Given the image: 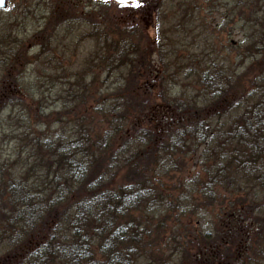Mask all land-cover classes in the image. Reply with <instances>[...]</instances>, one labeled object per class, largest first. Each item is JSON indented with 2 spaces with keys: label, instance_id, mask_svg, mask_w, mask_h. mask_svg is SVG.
Segmentation results:
<instances>
[{
  "label": "trees",
  "instance_id": "16d2710c",
  "mask_svg": "<svg viewBox=\"0 0 264 264\" xmlns=\"http://www.w3.org/2000/svg\"><path fill=\"white\" fill-rule=\"evenodd\" d=\"M32 1L0 28V137L25 125L29 99L51 100L59 128L28 140L29 163L17 144L4 154L0 148V264H264V56L240 72L213 63L169 73L152 61L156 43L119 32L124 44L116 51L115 37L99 25L96 33L109 41L98 68H52L57 41L50 38L72 17L53 9L49 23L35 28L46 1ZM162 3L132 6L160 20ZM213 6L228 23L259 34L255 47L264 51V0ZM107 18L109 31L119 27ZM28 24L32 35L20 37ZM33 41L41 45L32 58L51 68H24L33 63ZM94 71L111 82L94 88L96 79H86ZM88 104L105 119L104 134L80 116ZM166 181H174L171 189ZM186 184L188 194H179ZM226 188L229 201L220 193ZM244 190L252 201L242 210ZM208 208L219 212L213 229L199 230L190 222Z\"/></svg>",
  "mask_w": 264,
  "mask_h": 264
},
{
  "label": "rangeland",
  "instance_id": "374dc122",
  "mask_svg": "<svg viewBox=\"0 0 264 264\" xmlns=\"http://www.w3.org/2000/svg\"><path fill=\"white\" fill-rule=\"evenodd\" d=\"M45 1V4L41 3V9L38 6L34 15L36 19L32 20L35 28L41 29L43 24H48L49 15L55 9L66 10L72 17L67 30H62L60 37H56L55 34L50 38V40L57 41L53 53H51L57 59L52 68H74L75 73H80L84 68H98L96 61L104 56L102 46L105 47L106 41H109L100 38L99 34L96 33V29L101 28L99 25H102V31L111 32L112 36L115 37L117 41L116 51H120L124 44L121 41V36L125 39L127 35L137 38L139 37L137 34L140 33L147 40H151L152 44L156 43L157 48L154 51L152 61L156 68H167L169 73L180 71L181 68H213V63L215 66L221 65L240 72L244 68H255L251 65L254 58L260 59L264 56V51H257L255 47L256 44L261 43L259 34H256L249 27L242 29L236 20L228 23L227 18L222 16L223 9L216 11L213 0H163V7L159 11L160 20L156 14L149 15V12L145 10L139 12L144 5L141 7L139 5L132 6L138 0L132 4H117L111 0ZM23 3L30 5L34 2L32 0H6L5 11L0 9V28L5 23L10 22V19L20 17L19 6ZM107 16H112L116 21H119L117 29L109 31L113 25L108 23L109 18ZM20 28L25 32L23 25ZM26 29L28 34L20 37L27 39L32 35L34 29L29 24ZM119 32L121 36H118ZM34 44L33 41L27 45L28 57L32 59L33 63L27 67L24 66V68H43L42 65L45 68H51L43 64V61H34L32 57L39 51L38 46L41 43H38V46ZM144 46H149L148 42ZM246 78H250V76L247 74ZM86 79H96L93 82L94 88H97L100 83L103 85L104 82H111L110 79L104 80V74L98 77L95 71L92 77L89 74ZM193 88L195 89V87ZM21 95L25 98L24 93L21 92ZM155 95H159V92L155 91ZM36 102L29 99L25 103L27 110L23 112L24 114L21 113L25 115V125H11L12 130L17 131L16 136L5 133L3 140L0 137L2 154L6 153L8 148L12 150L13 146L17 144L16 149L19 150L17 155H20V160H28L29 163L31 162L29 151L33 147L31 144L28 145V140L39 134L53 137L55 131L58 130L59 124L54 117L50 116V111L55 108L54 103L47 99L44 104L39 106L36 105ZM28 108L31 112H28ZM90 108L88 104L85 109L82 108L84 110L79 115L85 119V122L90 120L91 128L95 132H98L99 135L104 134L108 130L105 119L93 113ZM40 109L44 112V116L40 115ZM87 110H90L88 114ZM0 130H6L5 126L0 127ZM71 130V125L68 123L66 130H64L65 136H70ZM19 133L21 135H18ZM15 152L17 153V151ZM188 170L189 168L185 171V175ZM190 172L195 173L193 168L190 169ZM164 183L167 188L171 189L174 181ZM187 186L189 184L184 185L185 189L183 188L179 194H188ZM196 190L201 191L200 187H197ZM228 192L229 189L226 188L225 192L220 193L228 198L231 197ZM247 192L244 190L240 194L244 200L242 207H239L242 210L247 208L248 203L250 206L252 201V196L249 198L250 193L247 195ZM196 198L201 199L199 195H196ZM230 199L228 198V201ZM211 210L212 208H208L199 216V219L193 217L190 223L199 230L213 229V225L211 228L209 221L213 222L214 217L219 212L215 213L214 209ZM164 255L168 256V253ZM152 261L155 262L156 259Z\"/></svg>",
  "mask_w": 264,
  "mask_h": 264
},
{
  "label": "water",
  "instance_id": "95a60500",
  "mask_svg": "<svg viewBox=\"0 0 264 264\" xmlns=\"http://www.w3.org/2000/svg\"><path fill=\"white\" fill-rule=\"evenodd\" d=\"M111 1H113L114 3H117V4H132V3L136 2V0H111ZM0 9L1 10L6 9L5 0H0Z\"/></svg>",
  "mask_w": 264,
  "mask_h": 264
},
{
  "label": "flooded vegetation",
  "instance_id": "af4514ba",
  "mask_svg": "<svg viewBox=\"0 0 264 264\" xmlns=\"http://www.w3.org/2000/svg\"><path fill=\"white\" fill-rule=\"evenodd\" d=\"M5 2H6V0H5ZM3 11H5V9Z\"/></svg>",
  "mask_w": 264,
  "mask_h": 264
}]
</instances>
